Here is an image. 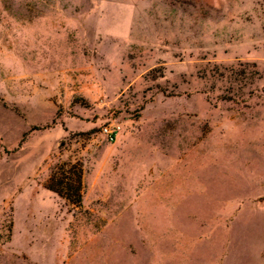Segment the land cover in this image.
I'll return each instance as SVG.
<instances>
[{"label": "rangeland", "instance_id": "1", "mask_svg": "<svg viewBox=\"0 0 264 264\" xmlns=\"http://www.w3.org/2000/svg\"><path fill=\"white\" fill-rule=\"evenodd\" d=\"M0 264H264V0H0Z\"/></svg>", "mask_w": 264, "mask_h": 264}, {"label": "trees", "instance_id": "2", "mask_svg": "<svg viewBox=\"0 0 264 264\" xmlns=\"http://www.w3.org/2000/svg\"><path fill=\"white\" fill-rule=\"evenodd\" d=\"M49 188H51V189H53V190H55V191H57V192H59V193L62 194V191H61V190H58V189L54 188L53 186H51V187H49ZM76 194H77V197H76L75 199H73V200H74L75 203L78 204V203H80V202L82 201L81 187H79V188L77 189ZM66 196H67L69 199H72L71 196H70L69 194H67Z\"/></svg>", "mask_w": 264, "mask_h": 264}, {"label": "built area", "instance_id": "3", "mask_svg": "<svg viewBox=\"0 0 264 264\" xmlns=\"http://www.w3.org/2000/svg\"><path fill=\"white\" fill-rule=\"evenodd\" d=\"M114 130L115 129H109L108 127L105 128V131L107 132L110 139H114Z\"/></svg>", "mask_w": 264, "mask_h": 264}]
</instances>
